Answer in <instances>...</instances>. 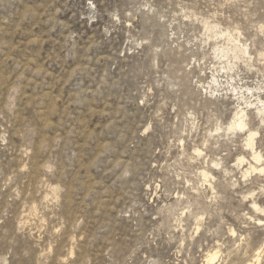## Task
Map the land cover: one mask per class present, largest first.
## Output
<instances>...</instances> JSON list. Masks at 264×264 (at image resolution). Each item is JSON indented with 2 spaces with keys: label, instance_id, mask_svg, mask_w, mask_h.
Listing matches in <instances>:
<instances>
[{
  "label": "rangeland",
  "instance_id": "obj_1",
  "mask_svg": "<svg viewBox=\"0 0 264 264\" xmlns=\"http://www.w3.org/2000/svg\"><path fill=\"white\" fill-rule=\"evenodd\" d=\"M221 31L250 57H221L217 48L232 46ZM258 97L264 0H0V264H122L132 247L134 264H189L222 238L221 219L240 229L242 189H222L213 203L177 174L223 178L214 162L235 171L237 156L251 155L241 147L248 132L228 127ZM253 105L248 129L261 151L264 116ZM180 140L189 156L205 152L198 164L180 159ZM189 206L184 237L195 216L211 219L178 253L181 232L158 225ZM261 238L255 229L254 244Z\"/></svg>",
  "mask_w": 264,
  "mask_h": 264
},
{
  "label": "clouds",
  "instance_id": "obj_2",
  "mask_svg": "<svg viewBox=\"0 0 264 264\" xmlns=\"http://www.w3.org/2000/svg\"><path fill=\"white\" fill-rule=\"evenodd\" d=\"M12 92H16L17 89H11ZM189 118L192 121H196V116L189 113ZM150 127V126H149ZM196 125L193 124L192 131H196ZM229 131L235 135L237 132L244 137V133L248 132L246 127H229ZM190 135V134H189ZM210 135H216L211 133ZM253 137L259 139L258 133H250L249 136L244 137L241 147H243L245 153H251V155L240 154L237 156L232 168L235 171H230L224 167L223 162H214L211 167L216 170L223 169V178L216 176L212 171H197L192 174V178H185L183 171L177 174L178 180H185L183 187L190 190L192 193H196L199 198L209 200L213 203L222 199L218 194L222 189L227 192L229 190L235 191L236 189H242L239 194V206L242 209L240 216L236 219L239 222L240 229H247L248 231L242 232L235 225L228 223L225 219H221L220 225L224 226V234L220 240H217L207 251L200 249L196 256L189 255V264H264V238H261L254 244L253 237L255 229H259L264 232V149L257 151ZM185 141L180 140L179 148L183 154L180 159L183 160L187 157L190 165H196L200 159L205 156V152L200 148H194L193 154L188 155L185 150ZM204 148H208V142L205 141ZM237 173L239 175L237 176ZM131 172L125 170L124 176H130ZM231 177V180L228 178ZM150 190V185L145 186ZM211 190L212 195L207 196V192ZM156 191L160 192V187L157 185ZM186 193H181L178 200L188 199ZM149 203H152L149 199ZM169 205L161 204L154 216V219L160 220V217L164 215L165 209ZM179 212V215L175 217L173 223H166L161 221L158 228L168 227L181 232V236L178 238L177 252L183 253L186 248V241L188 239L195 240L199 234L205 230L206 221L211 219V214L203 213L195 216L196 224L192 229L188 237L183 236V230H185L184 215L186 212L191 213V207H186L181 210L179 207L175 209ZM220 226L215 229H210L208 235H220ZM231 237L232 247L229 251L225 252L224 249L228 247V239ZM175 240L176 237L170 236ZM189 253L191 252V246L188 245ZM139 249L132 247L129 250L128 255L122 264H134V258ZM215 255V261H210L209 257ZM233 257L238 259L233 260ZM152 264H161L160 261H152Z\"/></svg>",
  "mask_w": 264,
  "mask_h": 264
},
{
  "label": "bare ground",
  "instance_id": "obj_3",
  "mask_svg": "<svg viewBox=\"0 0 264 264\" xmlns=\"http://www.w3.org/2000/svg\"><path fill=\"white\" fill-rule=\"evenodd\" d=\"M220 32V31H219ZM220 34V33H219ZM221 34L222 35H225L226 37H227V39H228V43L230 42L231 44H232V46L230 47V48H217V51H219V54L221 55V57H223V58H228V54H229V52L230 51H232V53H233V57L235 58V59H238V58H240L241 56H245V55H248L249 56V52H248V49H247V46L244 44V43H242L240 40H239V38L238 37H236V36H234L232 33H230L229 31L228 32H222L221 31ZM229 43V44H230ZM221 47V46H220ZM215 48V47H214ZM250 57V56H249ZM223 68H227V71L228 70H233L235 67H236V64L235 63H232L231 61H227V66L225 67L224 65L222 66ZM214 75V74H213ZM215 77H217L216 75H214ZM232 78V77H231ZM235 79V78H234ZM217 78H214V82H215V84H216V82H217ZM220 83V82H219ZM214 84V85H215ZM217 85V84H216ZM222 86V85H221ZM218 87V86H217ZM216 86H215V89L217 88ZM231 87H233V86H231ZM237 87V86H236ZM236 87H233V91H237V88ZM239 87V86H238ZM258 88V87H257ZM218 89V88H217ZM231 89V88H230ZM239 89L241 90V91H243L240 87H239ZM245 89H247L248 91H251V87L250 88H245ZM256 89V88H255ZM255 89H252V90H254V91H256ZM258 89H260V88H258ZM258 89H257V91H258ZM261 89H262V87H261ZM217 91V90H216ZM260 91V90H259ZM238 93V92H237ZM250 93V92H249ZM242 94H243V92H242ZM236 96H238V95H236ZM240 96H243V95H241V92H240ZM246 96V95H245ZM247 97V96H246ZM244 98V97H243ZM246 100H247V98H246ZM250 100V99H249ZM257 100V103L255 102V106H256V112L257 113H259L262 117L264 116V100L261 98V97H258V99H256ZM248 101V100H247ZM246 103V102H245ZM249 105H253V103H252V101L250 102H247ZM248 105V106H249ZM253 105V106H254ZM248 106H246V107H243L242 105H241V103L238 105V107L236 108V112H235V114H234V117H233V119H232V122L230 123V125H229V127L230 126H233V127H237V128H240V127H246L247 129H248V127H249V125H248V122H247V118H248ZM250 116V115H249ZM263 121H264V119H263ZM239 125V126H238ZM229 127H228V130H229ZM250 133H258V132H256V131H251L250 129H248V135L247 136H249V134ZM253 140H254V137H253ZM254 143H255V141H254ZM258 151V150H257ZM33 209V208H32ZM35 221V220H34ZM41 221V220H40ZM73 253V252H72ZM209 259H210V261H215V259H216V257H215V255H212V256H210L209 257Z\"/></svg>",
  "mask_w": 264,
  "mask_h": 264
},
{
  "label": "snow or ice",
  "instance_id": "obj_4",
  "mask_svg": "<svg viewBox=\"0 0 264 264\" xmlns=\"http://www.w3.org/2000/svg\"><path fill=\"white\" fill-rule=\"evenodd\" d=\"M239 126V125H238Z\"/></svg>",
  "mask_w": 264,
  "mask_h": 264
}]
</instances>
